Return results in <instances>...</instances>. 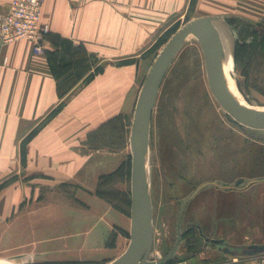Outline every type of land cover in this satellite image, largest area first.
<instances>
[{
  "label": "crops",
  "instance_id": "1",
  "mask_svg": "<svg viewBox=\"0 0 264 264\" xmlns=\"http://www.w3.org/2000/svg\"><path fill=\"white\" fill-rule=\"evenodd\" d=\"M10 2L0 0V14ZM204 17L215 19L222 36L224 26L236 29L237 22L264 24V0H46L42 23L50 33L43 54L33 52L31 39L0 42V219L27 218L19 212L23 202L48 184L34 176L51 177L72 185L84 204L63 219L102 223L101 231L66 236L59 260L121 256L130 244L131 219L97 196L100 177L131 154L135 108L152 59L179 29ZM242 154L233 156L232 166L238 219L226 226L225 219H211L204 204L202 218L187 224L196 226L205 248L190 243L184 259L177 260L178 250L167 264H252L258 254L246 251L264 246V219H257L264 218L258 168L264 157ZM113 234L115 246H107Z\"/></svg>",
  "mask_w": 264,
  "mask_h": 264
},
{
  "label": "rangeland",
  "instance_id": "2",
  "mask_svg": "<svg viewBox=\"0 0 264 264\" xmlns=\"http://www.w3.org/2000/svg\"><path fill=\"white\" fill-rule=\"evenodd\" d=\"M235 26L221 30L224 61H232L230 73L225 74L235 82L244 107L264 114V24ZM238 45L241 52L235 65L233 53ZM249 138L257 143L249 145ZM239 151L261 160L264 130L240 124L220 106L209 85L203 47L195 36H190L164 78L150 125L146 158L154 225L150 260H165L177 247V260L184 259L190 243L195 250L205 248L198 229L187 224V219H201L207 205L211 219H225V225H231L236 214L238 219L239 199L234 193L237 186L232 166L233 156ZM129 158L128 171L105 182L103 190L109 198L97 196L118 211H125L131 219V154ZM222 161L224 165H219ZM260 164L258 168L264 174ZM35 178L48 184L39 185L29 204L23 202L19 212L28 217L0 219V264H108L125 253L113 261L59 260L65 257L62 244L66 236L77 232L83 235L92 229L101 231L102 223L100 219L97 224L96 219H63L72 208L84 205L75 196V188L51 177ZM243 200L247 199L243 196ZM106 245L115 246L114 234Z\"/></svg>",
  "mask_w": 264,
  "mask_h": 264
},
{
  "label": "water",
  "instance_id": "3",
  "mask_svg": "<svg viewBox=\"0 0 264 264\" xmlns=\"http://www.w3.org/2000/svg\"><path fill=\"white\" fill-rule=\"evenodd\" d=\"M190 36L201 43L206 59L211 91L220 106L237 122L264 130V114L239 105L231 97L224 74V45L214 18H198L179 29L157 56L138 97L130 135L131 168V231L125 253L109 264H167L178 247L165 260L148 259L153 244V211L146 170L149 132L153 112L164 78L175 57ZM181 241V238L179 237ZM224 244V241H215ZM264 252V246H250L246 255Z\"/></svg>",
  "mask_w": 264,
  "mask_h": 264
},
{
  "label": "built area",
  "instance_id": "4",
  "mask_svg": "<svg viewBox=\"0 0 264 264\" xmlns=\"http://www.w3.org/2000/svg\"><path fill=\"white\" fill-rule=\"evenodd\" d=\"M46 0H11L7 12L0 14V42L13 44L24 39L34 42V53L43 54L44 42L50 31L42 23ZM252 264H264V252L252 258Z\"/></svg>",
  "mask_w": 264,
  "mask_h": 264
},
{
  "label": "trees",
  "instance_id": "5",
  "mask_svg": "<svg viewBox=\"0 0 264 264\" xmlns=\"http://www.w3.org/2000/svg\"><path fill=\"white\" fill-rule=\"evenodd\" d=\"M236 24V22H234ZM231 24V22H230ZM247 26H249V24L245 23ZM237 25H241V22H237ZM242 34V33H241ZM262 44H264V40L261 41ZM247 45V44H245ZM248 46V45H247ZM251 46V45H250ZM245 47V46H243ZM241 52V47H239V45L237 46V50L235 51V63H237L238 61V55L239 53ZM130 167V158L127 159L126 162H124L116 171H114L113 173L109 174V175H105V176H102L100 177V187L98 188L97 190V195L100 196V197H103V198H109L108 195H106L104 193V190H103V186H105V182L106 181H111L112 179H114V177L117 179L121 176L124 175V173L126 171H128V168ZM116 207V206H115ZM124 212V211H123Z\"/></svg>",
  "mask_w": 264,
  "mask_h": 264
},
{
  "label": "bare ground",
  "instance_id": "6",
  "mask_svg": "<svg viewBox=\"0 0 264 264\" xmlns=\"http://www.w3.org/2000/svg\"><path fill=\"white\" fill-rule=\"evenodd\" d=\"M224 65H223V68H224V74L227 72V74H229L230 73V69H231V66H232V61L230 60V61H228V60H226V62L224 61ZM225 78H226V84H227V88H228V91H229V93H230V95H231V97L234 99V101L236 102V103H238L239 105H241V106H244L243 105V103H242V101L243 100H241L240 98V96H239V94L237 93V91H236V88H235V85H234V81L232 80V79H230V77L228 76H226V74H225ZM235 91V92H234ZM148 173V172H147Z\"/></svg>",
  "mask_w": 264,
  "mask_h": 264
}]
</instances>
